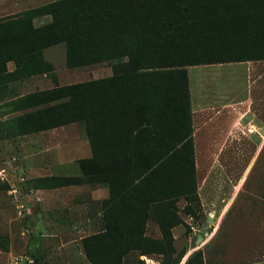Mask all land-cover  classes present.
<instances>
[{"label": "trees", "instance_id": "16d2710c", "mask_svg": "<svg viewBox=\"0 0 264 264\" xmlns=\"http://www.w3.org/2000/svg\"><path fill=\"white\" fill-rule=\"evenodd\" d=\"M28 12L50 22L0 21V64L57 43L69 69L114 64L109 77L37 94L51 104L8 130L83 127L91 157L80 164L90 171L69 183L109 190L101 231L81 240L89 264H122L132 251L171 254V230L181 224L174 204L196 201L186 68L264 60V0H55ZM147 221L158 240L144 237Z\"/></svg>", "mask_w": 264, "mask_h": 264}, {"label": "rangeland", "instance_id": "374dc122", "mask_svg": "<svg viewBox=\"0 0 264 264\" xmlns=\"http://www.w3.org/2000/svg\"><path fill=\"white\" fill-rule=\"evenodd\" d=\"M53 1L0 0V21H20ZM26 18L33 28L50 22L46 15ZM248 62L264 66V60ZM243 63L187 67L190 109L229 104L242 112ZM113 64L69 69L63 43L21 64H0V264H89L81 240L101 231L109 190L103 183H69L83 178V169L90 171L89 163L80 164L91 157L83 127L72 123L24 135L8 127L13 119L51 104L40 105L45 98L37 94L109 77ZM200 120L194 118L196 201L174 204L181 224L171 230L173 252L132 251L122 264L264 261V143L257 145L256 136L243 139L241 116L226 132L218 122L217 128L207 118L202 127ZM243 187L255 192L243 193ZM144 237L160 238L154 221L145 222Z\"/></svg>", "mask_w": 264, "mask_h": 264}, {"label": "crops", "instance_id": "0c3cea01", "mask_svg": "<svg viewBox=\"0 0 264 264\" xmlns=\"http://www.w3.org/2000/svg\"><path fill=\"white\" fill-rule=\"evenodd\" d=\"M258 63L259 62L243 63L242 112L237 111L236 106L229 104H224L219 108L207 109L208 111H204V109H191L193 148L195 145L196 134L194 118L198 116L201 119L200 123L202 127L207 123L209 125H216L218 122V125H221V128H223V132L230 130L232 128L233 120L237 121L238 117L241 116L243 119V139L250 140L251 137L256 136L259 139V144L257 145L264 143V66L258 65ZM207 118V123H204ZM216 127L213 128V131H215L214 129H216ZM254 192L255 191H252L251 188L243 187V193L251 195ZM250 264H264V261Z\"/></svg>", "mask_w": 264, "mask_h": 264}]
</instances>
